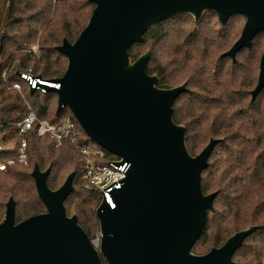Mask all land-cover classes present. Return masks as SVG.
<instances>
[{"label":"water","instance_id":"obj_1","mask_svg":"<svg viewBox=\"0 0 264 264\" xmlns=\"http://www.w3.org/2000/svg\"><path fill=\"white\" fill-rule=\"evenodd\" d=\"M89 20L73 43L56 48L66 59L61 77L45 87L57 99L56 112L67 109L96 146L127 164L121 186L95 209L100 244L95 249L67 216L64 201L73 191L70 173L56 190L46 185L49 169L34 165L30 176L45 212L15 223V202L9 198L0 221V264H235L234 253L256 227L236 232L202 255L192 253L216 193L201 191V173L218 142L211 139L191 156L185 129L173 121V103L186 85L156 87L148 75L149 51L131 61L129 48L143 42L154 25L188 15L194 25L206 12L224 24L244 17L238 39L222 56L235 61L264 33V0H89ZM251 100L264 88V50ZM18 75V74H17ZM33 93L32 90L29 91Z\"/></svg>","mask_w":264,"mask_h":264},{"label":"trees","instance_id":"obj_2","mask_svg":"<svg viewBox=\"0 0 264 264\" xmlns=\"http://www.w3.org/2000/svg\"><path fill=\"white\" fill-rule=\"evenodd\" d=\"M93 8L89 0H0V141L12 146L0 153V163L17 158L20 138L15 125L26 115L27 104L38 121L59 124L68 116L74 120L67 109L56 112L53 93L30 94L16 71L8 69L16 62V67L44 79L61 77L66 59L56 48L63 40L75 41ZM244 21L243 16L233 15L221 24L211 12L204 13L197 25L188 15L172 17L152 26L141 44L129 48V57L134 61L149 51L146 72L156 76L159 89L186 85L187 91L173 103V121L184 127L191 156L211 139L218 141L200 180L204 195L217 196L192 253L205 254L236 232L256 227L234 253L233 262L263 264L264 88L253 101L250 92L257 83L264 33L254 37L250 49L240 50L234 62L222 56L238 39ZM36 43L39 53L33 56L28 49ZM12 83L23 85L24 99L10 89ZM79 138L77 147L68 141L56 147L50 138L39 137L36 127L26 133L28 165L0 171V221L9 198L15 202V223L45 212L30 176L36 165L40 171L49 169L46 185L50 190L74 174L73 191L64 201L66 214L76 216L89 239L96 235L99 196L84 189V157L79 149L96 145L85 135ZM114 159L105 153L101 163Z\"/></svg>","mask_w":264,"mask_h":264},{"label":"built area","instance_id":"obj_3","mask_svg":"<svg viewBox=\"0 0 264 264\" xmlns=\"http://www.w3.org/2000/svg\"><path fill=\"white\" fill-rule=\"evenodd\" d=\"M28 52L36 56L39 53L38 45L34 44L29 47ZM12 67V66H11ZM8 69V72L15 70L16 75L20 82L30 91L45 93V87L58 88V84L50 82L48 79H44L40 76L33 75L30 71H23L20 67L13 66ZM5 74L2 78L5 79ZM20 83H12L10 89L17 92L24 99L23 85ZM19 136L18 143V155L14 160H8L4 163H0V171H5L9 167L14 165L27 166V141L25 135L28 131L36 127V134L39 137H48L53 140L56 147H61L62 144L68 141L71 145L77 147L79 143V133L77 125L71 117H66L59 124H50L48 121H38L34 111L27 104V113L15 125ZM12 149L10 144H5L0 141V153L9 152ZM80 152L84 157L83 167V180L84 189L87 191L95 192L99 196L98 205L102 200L107 204L109 209H113L114 205L111 200V192L114 189H118L121 186V181L128 169L127 164H116L119 159L109 160L105 163H101V159L106 152L98 146H81ZM97 205V206H98ZM91 245L98 250L100 244V235L97 231L96 235L90 239Z\"/></svg>","mask_w":264,"mask_h":264},{"label":"rangeland","instance_id":"obj_4","mask_svg":"<svg viewBox=\"0 0 264 264\" xmlns=\"http://www.w3.org/2000/svg\"><path fill=\"white\" fill-rule=\"evenodd\" d=\"M240 29H241V28H240ZM36 44H37V43H36ZM145 52H146V51H145ZM145 52H144V53H145ZM142 54H143V53H142ZM142 54H141V55H142ZM13 66H16V62L12 64V67H11V68H13ZM9 69H10V68H9ZM2 79H3V78H2ZM26 91L29 92V90H28L27 88H26ZM39 93H41V92H39ZM77 129H78V133H79V134H81V135H85L84 132L80 129L79 125H78ZM89 146H90V147H95V146H94L93 144H91V143H90ZM203 251H204V249H203L201 252H203ZM193 254H195V253H193ZM195 255H200V254H195ZM263 264H264V263H263Z\"/></svg>","mask_w":264,"mask_h":264}]
</instances>
